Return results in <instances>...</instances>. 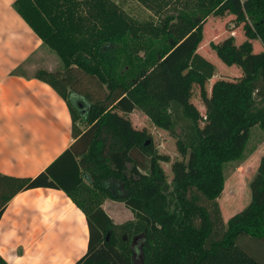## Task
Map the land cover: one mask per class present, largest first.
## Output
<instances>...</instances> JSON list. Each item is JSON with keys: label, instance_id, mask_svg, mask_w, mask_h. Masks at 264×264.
Returning a JSON list of instances; mask_svg holds the SVG:
<instances>
[{"label": "trees", "instance_id": "16d2710c", "mask_svg": "<svg viewBox=\"0 0 264 264\" xmlns=\"http://www.w3.org/2000/svg\"><path fill=\"white\" fill-rule=\"evenodd\" d=\"M135 1L150 12L147 19L130 17L115 0H14V10L61 61V69L38 68L33 77L66 102L74 141L35 176L0 173V217L20 191L46 187L72 195L87 187L88 199L94 190L106 193L122 201L133 220L116 225L101 203L76 200L86 214L88 245L73 264H135L120 242L138 226L142 264H264V155L252 157L249 203L226 223L218 203L224 163L240 158L253 124L264 126V0ZM211 15H233L250 37L215 45L223 63L237 67L234 77H217L213 62L198 52ZM252 39L263 50L254 51ZM184 70L188 78L213 80L205 104L210 117L202 128L191 120L182 130L187 164L166 183L123 116L136 108L132 97L145 93L152 71L180 83L183 98L190 95ZM183 100H172L175 113ZM235 179L232 187L240 184L242 191L245 177ZM117 182L120 194L112 191ZM0 264L7 263L0 257Z\"/></svg>", "mask_w": 264, "mask_h": 264}, {"label": "crops", "instance_id": "0c3cea01", "mask_svg": "<svg viewBox=\"0 0 264 264\" xmlns=\"http://www.w3.org/2000/svg\"><path fill=\"white\" fill-rule=\"evenodd\" d=\"M13 2L0 0V173L31 177L74 138L66 102L33 77L38 68L58 69L56 53ZM18 67L22 74H12ZM88 193L87 187L72 195L46 187L18 192L0 217V257L7 264H73L87 250L86 214L76 200L87 203Z\"/></svg>", "mask_w": 264, "mask_h": 264}, {"label": "rangeland", "instance_id": "374dc122", "mask_svg": "<svg viewBox=\"0 0 264 264\" xmlns=\"http://www.w3.org/2000/svg\"><path fill=\"white\" fill-rule=\"evenodd\" d=\"M124 13L138 20L147 19L150 12L135 0H115ZM244 23H236L233 15L222 17L209 16L204 23V38L198 48V52L213 62L216 68V75L225 77H234L237 75L236 66H228L219 58L218 50L215 45L223 47L221 42L233 39L239 44L245 39H250L243 29ZM167 43V42H166ZM254 51L263 50V46L258 39H252ZM221 47V48H222ZM139 56L143 52L138 53ZM59 63L58 69L62 68L59 57L56 55ZM25 70V69H22ZM187 76V71H183L182 78ZM186 81V79L184 80ZM191 84L189 94L185 98L182 96L180 83L169 79L165 73L152 71L147 75V88L144 94L132 97L136 108L130 114L123 117L130 124V128L138 132V140L147 146L148 151L154 156L158 166V175L166 183L176 180L182 173L187 164L188 150L180 147L179 138L182 130H186V125L194 120L199 128H202L209 120V107L206 100L210 96V86L213 80L206 82L195 77H189ZM206 99L204 98V94ZM181 97L184 102L183 109L173 111L171 107L172 100ZM81 128H85L83 122L79 123ZM264 155V126L257 122L248 130L243 152L239 159L226 162L223 165V176L225 186L218 199L221 209L222 219L226 223L230 216L247 205L250 201L249 181L255 173V159ZM254 156V157H253ZM253 157V158H252ZM144 172V171H143ZM245 177L246 185L241 191V186L232 187L231 183L235 178ZM149 181H154L151 178ZM117 190L113 193L123 192L121 182H117ZM84 203V202H83ZM99 203L105 204V211L116 225H120L127 220H133L130 210H128L122 201L114 200L103 192L95 191L92 199L85 203L88 207H93ZM121 244L127 248L135 264H142L144 245V232L141 226L132 231L121 235Z\"/></svg>", "mask_w": 264, "mask_h": 264}]
</instances>
